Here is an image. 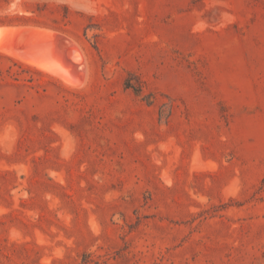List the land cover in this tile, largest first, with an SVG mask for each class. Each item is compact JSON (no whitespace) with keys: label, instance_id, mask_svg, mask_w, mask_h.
Returning a JSON list of instances; mask_svg holds the SVG:
<instances>
[{"label":"rangeland","instance_id":"obj_1","mask_svg":"<svg viewBox=\"0 0 264 264\" xmlns=\"http://www.w3.org/2000/svg\"><path fill=\"white\" fill-rule=\"evenodd\" d=\"M0 26L60 33L83 79L0 44V264H264V0H0Z\"/></svg>","mask_w":264,"mask_h":264},{"label":"bare ground","instance_id":"obj_2","mask_svg":"<svg viewBox=\"0 0 264 264\" xmlns=\"http://www.w3.org/2000/svg\"><path fill=\"white\" fill-rule=\"evenodd\" d=\"M28 28L0 26L1 49L14 58L26 61L28 64L34 63L40 67H45L50 61H54L63 72L65 83L80 85L83 82L82 70L79 69L77 64L80 62V58L76 55V50L71 41L60 33L48 29L35 28L28 30ZM30 54H36L37 59H31ZM30 65L32 66V64ZM34 67L36 66L34 65ZM44 72H46V69Z\"/></svg>","mask_w":264,"mask_h":264}]
</instances>
